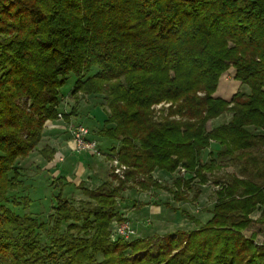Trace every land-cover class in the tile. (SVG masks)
<instances>
[{"label": "trees", "instance_id": "16d2710c", "mask_svg": "<svg viewBox=\"0 0 264 264\" xmlns=\"http://www.w3.org/2000/svg\"><path fill=\"white\" fill-rule=\"evenodd\" d=\"M229 67L241 87L224 100L213 94ZM69 74L72 95L101 98L95 135L118 143L111 152L127 168L123 179L77 186L95 206L75 207L60 188L44 222L6 202L25 188L15 164L37 147L45 121L75 114L57 109ZM222 113L228 122L207 130ZM211 141L220 149L205 159ZM263 144L264 0H0V264H264V234H244L252 223L264 228V183L237 175L219 183L205 223L187 214L196 229L110 237L127 187L186 201L193 180L206 183L219 162L256 167L252 149ZM40 153L50 161L54 149ZM180 168L192 176L172 187L152 177Z\"/></svg>", "mask_w": 264, "mask_h": 264}, {"label": "rangeland", "instance_id": "374dc122", "mask_svg": "<svg viewBox=\"0 0 264 264\" xmlns=\"http://www.w3.org/2000/svg\"><path fill=\"white\" fill-rule=\"evenodd\" d=\"M95 69H93L94 71ZM74 75L69 74L67 81L61 86L60 94H59V104L57 106L58 112H69L71 108H75V114L71 117V121L66 123L61 117H58L56 120H47L45 121L42 132H41V139L37 144V147L33 149L26 157L23 159H18L16 161V167L19 169L20 172V179L23 181L25 188L18 189L15 191L9 192V200L6 204L12 208L15 213L22 215L24 213H30L35 216L37 219L41 221H47L48 215L52 212V208L55 205V195L57 194L60 188L63 189V193L66 197L70 198L73 201V204L77 208H82L85 205V200L91 202L90 204L95 206L97 204L96 201L89 199L88 196L83 195L81 191L78 189L79 184H83L84 187L88 189H94L98 185L97 183L88 181L85 183H79L77 186L68 187L59 177L52 178L49 170H47L46 160L43 158L40 150L43 149L45 146L51 147L53 142H57L58 144L64 145L63 141L66 142L72 141V134L71 131L76 124H83L85 125L89 131H91V136L95 135V130L99 128L98 122L93 120L92 113L98 114L99 109L103 112L105 111V106H97L98 103L101 101L100 97L94 96H84L79 97V95H72L71 88L74 82ZM78 96V97H77ZM100 98V99H99ZM170 103H161L157 109L163 108L161 106H165V108ZM95 107H99V109L95 110ZM159 113V111H156ZM94 114V115H95ZM67 135V136H66ZM116 146H118L117 142ZM87 153V152H85ZM257 157V165L256 167L249 166L247 170H242L243 163H226V167L221 169L220 173H217L215 170L213 173H208V180L207 186L202 187L198 186L196 181L193 180L192 189L187 192V200L179 201L178 203V214L181 216L182 220L175 222L176 225L167 226L165 228H161L160 235L165 233H172L176 230H192L199 227V225L192 222L187 214L192 215L195 219H197L200 224L205 223L211 216L212 213L210 209L213 207L215 202V190L218 188V184L229 179L231 175H237L238 177H248L254 179V181L259 183H264V150H257L255 153ZM257 170V172H256ZM181 171V168H180ZM120 178V176L117 174ZM110 178V172L104 171V179ZM157 183L165 186H171L170 182L164 181L163 178L158 177ZM172 180V179H171ZM205 184V183H204ZM203 185V184H202ZM172 187V186H171ZM196 187H199V191ZM203 188V191L201 190ZM161 189V188H160ZM202 191V194H201ZM197 192V193H196ZM196 193V194H195ZM123 194V193H122ZM164 194V195H163ZM22 196H27L31 202L27 208H23L22 205L15 206L12 204V197L20 198ZM122 197V195H121ZM117 201L119 213L122 209L127 208L128 206H132L134 198L126 197L121 198ZM151 197L157 200L154 203L160 204L161 206L164 204L162 201L168 199V195L158 191L157 193H152ZM173 198V197H172ZM81 200V201H80ZM177 202V201H176ZM173 216V215H172ZM210 216V217H209ZM258 216V212L255 211L250 215V218L253 220L256 219ZM129 220V218L123 217L122 220ZM148 219V218H147ZM130 221V220H129ZM148 221V220H147ZM118 222H112L111 224V239H116L114 234L115 225ZM131 223V222H130ZM148 226H153V222L149 221ZM170 223L171 220H170ZM132 226V224H131ZM259 224L252 223L250 224L244 231L245 235H250L252 232H258L257 234V242L262 241V237L264 234V228L259 231ZM133 228V227H132ZM150 228V227H149ZM65 229V224H62L61 230ZM174 230V231H173ZM135 231V229H134ZM77 230H74L76 234ZM73 233V234H74ZM82 234V231L79 232ZM135 238L134 235H131L127 240ZM45 236L42 234V240L44 241ZM153 242V241H152ZM155 242H157L155 240ZM154 242V243H155ZM100 259V257H98Z\"/></svg>", "mask_w": 264, "mask_h": 264}, {"label": "crops", "instance_id": "0c3cea01", "mask_svg": "<svg viewBox=\"0 0 264 264\" xmlns=\"http://www.w3.org/2000/svg\"><path fill=\"white\" fill-rule=\"evenodd\" d=\"M240 87H241L240 81L234 79V68L229 67L220 76L217 83V87L213 95L215 97H219L224 100H229L231 96L238 89H240ZM96 109H99V107H95L94 111H96ZM94 114L95 113H92L93 120H96L99 125V122L101 121V118L103 116V111L99 109L98 114L95 115ZM72 116L73 115L70 116V121ZM229 118H230L229 114L222 113L215 118L209 119L206 123V128L207 130H213L218 126L226 124ZM91 137L98 142L100 149L99 154L77 152L74 150V143L69 140L67 142L64 140L63 141L64 145H61L62 142L60 144H58L55 141L53 142V144L51 145V148L54 149L53 157L50 161H46L47 170H49L52 178L60 177L68 187H74L82 182L86 184L88 181L95 182L97 183L96 185L100 184L103 180L108 179V178L104 179V171L110 172V178L112 174L117 176V174L113 172L114 166L112 164V161L114 160L115 157L111 152V146L115 145V143L111 142L107 138H100L94 134ZM219 149H220V145L217 142L211 141L210 147L206 152L204 158L207 159L210 153H212L213 156H216V153ZM258 149L264 150V144L261 145V147ZM258 149L257 148L252 149V154L256 156L255 153L257 152ZM219 163H222L224 165L216 171L217 173H220L221 169L226 167L225 166L226 163H230V162L223 161ZM232 163L234 164V162ZM235 163L242 164V162H235ZM180 176L183 177L184 179H188L192 176V174L186 172L183 168H181V171L180 169H177L173 173H166L160 170H155L152 173L153 179L158 181L157 178L161 177L164 179V181L167 182L171 181L170 185H172L173 180L175 178ZM123 178L124 175L121 179ZM208 182L209 180L207 181V183ZM207 183L201 186L205 187L207 186ZM201 190L203 191V188H201ZM158 191H161L162 193L168 195V199L162 201L164 203L162 206L160 204L154 203L157 200L151 197L152 193H157ZM122 193H121L122 195L121 198L131 197L135 199L132 202V206H128L127 208L122 209L121 212L119 213L122 218L126 216L129 218L133 227L132 235H134L135 237H149L154 234L160 235L159 231L161 230V228L176 225L175 222H178L179 224L180 220H182L180 219L182 217L179 216L178 214L179 211L177 209L179 207L178 203H180L181 201L176 202L172 198L173 197L172 194L167 190L160 188L140 190L137 186H132V187L129 186ZM119 199L120 197L117 199V201ZM170 220L172 223H170ZM149 221L153 222V226H148L149 223L147 222ZM173 221L175 222L173 223Z\"/></svg>", "mask_w": 264, "mask_h": 264}, {"label": "built area", "instance_id": "2783aa9c", "mask_svg": "<svg viewBox=\"0 0 264 264\" xmlns=\"http://www.w3.org/2000/svg\"><path fill=\"white\" fill-rule=\"evenodd\" d=\"M159 105L160 104H158L156 107H158ZM58 116L61 117V114H58ZM71 134H72L75 151L87 152L91 154L100 153L98 142L95 139L90 138L89 129L85 125L76 124L73 127ZM112 164L114 166L113 172L115 174H118L122 178L127 167L119 163L116 158H114ZM132 233H133V228L129 220L124 219L121 222L116 223L114 228L115 237L117 238L119 237L127 240L132 235Z\"/></svg>", "mask_w": 264, "mask_h": 264}]
</instances>
